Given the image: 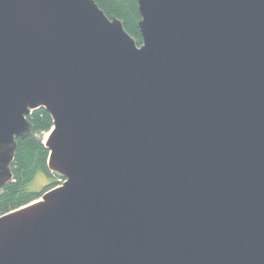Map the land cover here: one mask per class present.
Wrapping results in <instances>:
<instances>
[{
  "label": "water",
  "instance_id": "1",
  "mask_svg": "<svg viewBox=\"0 0 264 264\" xmlns=\"http://www.w3.org/2000/svg\"><path fill=\"white\" fill-rule=\"evenodd\" d=\"M136 2L140 44L0 0V189L39 107L64 178L0 215V264H264V0Z\"/></svg>",
  "mask_w": 264,
  "mask_h": 264
},
{
  "label": "trees",
  "instance_id": "2",
  "mask_svg": "<svg viewBox=\"0 0 264 264\" xmlns=\"http://www.w3.org/2000/svg\"><path fill=\"white\" fill-rule=\"evenodd\" d=\"M98 7L110 17L121 20L124 29L141 43L137 27L140 18L136 0H94ZM32 133L24 138H16V149L11 163L12 178L0 189V215L24 206L38 199L45 191L57 186L62 176L47 168L48 149L40 138L42 133L52 127L50 115L42 108H36L28 115ZM47 177L41 189H36L31 182L37 173Z\"/></svg>",
  "mask_w": 264,
  "mask_h": 264
},
{
  "label": "rangeland",
  "instance_id": "3",
  "mask_svg": "<svg viewBox=\"0 0 264 264\" xmlns=\"http://www.w3.org/2000/svg\"><path fill=\"white\" fill-rule=\"evenodd\" d=\"M47 133L48 131L41 134L40 138L42 139V141H44V139L46 138ZM46 181H47V177L39 172L34 176L31 184L34 188L41 189L42 185H44Z\"/></svg>",
  "mask_w": 264,
  "mask_h": 264
}]
</instances>
